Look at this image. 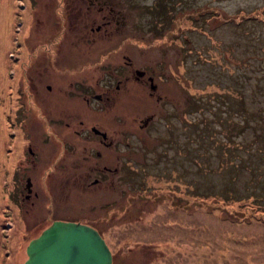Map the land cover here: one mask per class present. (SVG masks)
<instances>
[{"label":"rangeland","instance_id":"374dc122","mask_svg":"<svg viewBox=\"0 0 264 264\" xmlns=\"http://www.w3.org/2000/svg\"><path fill=\"white\" fill-rule=\"evenodd\" d=\"M153 3L127 0L126 16H113L127 27L105 38L95 33L92 45L85 43L93 46L91 56L98 60L94 46L116 45L113 42L119 35L126 34L124 50L85 70H81V62L62 65L74 73L72 77L88 76L102 83L107 73L119 70L116 63L124 60L125 53L134 61L132 66L147 65L153 69L148 72L165 77V82L153 90L152 98L147 93L142 100L132 97V108L122 109L115 98L108 108L111 119L108 111L102 114L79 105L80 118L106 119L117 130L112 134L118 140L111 155L104 154L106 159L111 157V171L100 183L89 185L79 175L83 169H78L85 167L82 156L92 151L90 161L97 162L98 157L87 140L75 133V142L66 141L64 148L78 151L74 155L78 166L75 160L76 167L70 168L80 183L73 175L60 177L63 184L54 181L56 176L47 178L41 96L29 85L30 65L41 60L44 42L55 33L50 25L57 23L58 17L46 15L43 4L35 0H0V264H23L27 243L54 217L94 226L112 251V264H264L263 221L239 217L237 212H228L203 197L191 198L192 192H258L260 185L253 176L264 166V151L263 155L259 152L264 126L254 125L257 116L251 113L245 115L243 128L215 122L211 126L217 141L210 143L205 132L183 125L189 94L198 92L195 86H204L199 92L212 95L217 86L209 81L214 80L242 91L249 110L259 109L264 116V26L239 16L243 9L252 15L250 12L264 5V0H167L165 10L171 8L175 16L172 20L169 15L165 24L160 19L163 14L149 12L148 8H155ZM259 10L264 14V7ZM236 18L243 19L236 22ZM67 33L64 45L77 39L84 44L83 32L80 37L72 30ZM95 89L100 92L104 88L95 83ZM72 98L83 102L78 95ZM90 100L91 105L98 104ZM235 110L232 116L245 120L243 113ZM204 111L211 115L208 107ZM150 114L153 122L125 137L129 143L120 139L124 123L130 125ZM31 123L38 125L30 143ZM226 133L243 144L237 149L238 156L229 153L234 163L242 159L243 165L220 172L224 154L217 142L224 140ZM78 137L80 140L75 139ZM27 178L37 190L34 197L22 196ZM172 181L180 186L175 184L176 191L169 184ZM183 187L187 196L180 192Z\"/></svg>","mask_w":264,"mask_h":264},{"label":"flooded vegetation","instance_id":"af4514ba","mask_svg":"<svg viewBox=\"0 0 264 264\" xmlns=\"http://www.w3.org/2000/svg\"><path fill=\"white\" fill-rule=\"evenodd\" d=\"M35 1L38 4H43L46 15L52 13L54 16L58 17L57 23L50 25L52 29H55V33L53 32L50 40L48 39L44 42L43 55L41 60H39L41 66L38 65L39 61L35 64L31 63L30 69H32V74L29 75L30 87L41 96V109L44 118L42 129L44 133L46 159L48 162L46 176L47 178L56 176L54 181L63 184L64 181H62L60 177L64 175H73V180H77V182L80 183V180L77 179L73 173L74 170L70 168V166L76 167L73 163L75 160H77L78 166L79 160L74 158V155H76L78 151H67L64 148V143L66 141L75 142L74 136H72L73 133H75L79 137L82 135V138L87 140V144L94 150L93 154L98 157L97 162H91L90 155L92 151L83 155L82 163L85 167L78 169L79 171L83 169V172H79V175H83L85 180L89 182L87 183L89 185L91 183H100L103 176H105L108 171H111V167L108 165V161L111 157H107L108 159H106L104 154L107 156L111 155L112 146L118 140L116 137L113 139V135L117 130L113 129L112 125H108L106 119L88 121L80 118L79 105L89 110L96 109L102 114L108 111V117L111 119V112L108 108L111 109V103L114 102L115 98V101L120 102L122 105V109L132 108L129 103L132 101V97L137 96L142 100V97L147 93V95L152 98L150 95L154 93L153 90L157 88L161 82H165V77H162L161 74L158 73L153 74L150 71L148 72L147 69L151 67L147 65L142 67L136 65L132 66L134 61L131 60L129 55L126 56L125 53H122L124 60L116 63V65L120 66L119 70L112 75L107 73L102 79V83L98 80L93 82L88 76H80L78 78L72 77L74 73H70L68 70L65 71L62 66L64 63L76 65L81 62L83 65H80V68L81 70H85L94 65L96 61H102L111 54L124 50L125 47H127V45H125L127 44V35L120 34L119 39L113 42L116 45L105 44L101 47L94 46L96 57H98V60H95V57L93 55L91 56L92 52L90 51L93 46H85L86 44L92 45L96 37L95 33L100 32V37L105 38L109 37L111 33H119L127 27V23L122 24L123 20L120 21L119 18L113 17L118 15L126 16L125 10L127 9H125L124 6L127 4V0ZM157 1L158 0H154V3ZM97 16H100V20L96 19ZM70 30L79 33L76 35L78 37L81 35L80 32H83L84 44L77 39L71 41L70 45H64L62 42L68 35L67 31ZM84 31L90 34H86ZM112 46H115V49H113ZM77 52L82 53V55H76ZM81 70L78 69L77 71L80 72ZM151 70L153 69L151 68ZM39 81H43L42 85L37 84ZM95 83L101 85L104 88L103 91H96ZM41 87L42 89H40ZM75 95L80 96L83 102L80 103L73 99L72 97ZM90 98H92V101L97 100L98 104L91 105ZM141 117L138 118L139 121H133L134 123L130 125L124 123L126 125L124 129L121 130L124 132L120 139H125V143H129V140L125 137L129 138L132 134L138 133L140 130L144 129L148 123L151 124L153 122L151 114L147 119ZM149 118L151 120H149ZM37 125L38 123H31L30 143L34 142V138L36 137L35 129ZM32 135H34V137H32ZM79 137L75 139L80 140ZM56 141L60 145L56 144ZM30 143L28 147L31 149ZM94 174L98 176L91 177ZM28 180L27 185L26 182L23 184L21 191L22 196L27 197L33 194L34 197L37 195V190L33 188L30 178H28ZM50 187L55 186L50 183ZM55 190H57L56 187L54 191ZM55 219L69 220L54 217L51 219V222Z\"/></svg>","mask_w":264,"mask_h":264},{"label":"trees","instance_id":"16d2710c","mask_svg":"<svg viewBox=\"0 0 264 264\" xmlns=\"http://www.w3.org/2000/svg\"><path fill=\"white\" fill-rule=\"evenodd\" d=\"M177 1L179 2L181 0H177ZM166 2L167 0H160V1H157L156 3H153L154 5L156 4L155 5L156 9L151 8V7L148 8L149 12L152 14L153 13L158 14V15L163 14L160 17V19L164 24L166 23V19L170 18L169 15H171L170 19L172 20H174L173 16H175V13L172 12L171 8H169L168 11L165 10L168 7L166 5ZM259 7H264V5H261ZM259 7L255 9L254 11L250 12L252 15H246L247 12L244 9L240 10L239 16L240 17L242 16L245 19L250 18L254 20L256 23L258 24L260 23L261 25L264 26V14L259 10ZM258 12L260 14H258ZM242 19L238 20V18H236L235 20L236 22H240L242 21ZM192 21L194 23V20ZM189 22L191 23V21ZM196 28L201 29L202 27H196ZM158 30L160 29H157L156 31ZM238 59L240 60L239 62L241 63L246 62L240 58ZM209 83L215 84L217 86V88L213 91L214 93L212 95L208 96V91L204 93L199 92L200 89L205 88L204 86L202 87L195 86L198 92L189 94V97L187 98V107L184 110L185 116L183 119L186 121L185 123L183 122L184 126H187L190 129H197V130H200L201 132H205V134L209 136V138L211 139V140H208V142L210 143L212 141L213 143L217 141L216 137L212 135L215 132V128L214 126H211L212 123H215V122L220 123L221 125H223V123H231L235 125V128H237L238 126L243 128L244 124L247 123L245 115L246 114L249 115L251 113L254 115L256 114L257 116V118H255V122L257 123L256 124L254 123V125H257V126L260 125L261 127L264 126L263 113L261 114L259 109H256V111L249 110L244 100V94L242 91L235 88L232 84H228V83L222 84L221 82L215 81V80L209 81ZM206 94H207V97L204 96ZM235 104H237L236 107H235ZM205 107H208L209 111L211 112L210 116L204 111ZM235 109H237V112L239 114L243 113V116H245V120L240 121L238 119H235L232 116L233 113L236 112ZM220 110H222L221 113L219 112ZM188 111L191 112L190 113L191 115H188ZM262 132H264V128H262ZM260 136H261L260 140L263 142V145L259 147L260 148V150L258 149L259 152H261V150L264 151V137L262 133ZM217 145L219 146V148L221 146L223 147V151L219 149L218 152L220 153L222 151L224 154L221 157L220 162H219L220 172H223L224 168L231 169L233 166H236L234 169H232V170H235V169H239L240 165H243L242 159L238 161L239 163H236V161L234 163L233 156L238 154L237 149L242 148L243 144L240 142V140L238 141L235 140L232 137L231 133H226V138H224V140L218 141ZM229 153H232L233 156L230 157ZM260 154L263 155L262 152ZM263 159H264V156H263ZM172 160L175 161V159H172ZM256 169L257 167H255V170ZM257 170L258 172L253 176V178H256V185L258 187L260 185V188H259L260 190L258 189L259 190L258 192L249 191L248 194L247 193L239 194L231 190H226V192L224 193L206 192L204 194H201L198 192L197 193L192 192L191 198L192 197L194 198L203 197L205 198V200H209L210 202H214L215 204L220 205V206L222 205L224 208H227L228 212L229 210L230 212H237L236 215L239 217L246 216L247 218H250V219L254 218V219H258L264 222V166L258 167ZM234 177H237V176L234 175ZM172 182L173 183L169 182V184L173 190L175 189V186L178 184H176L175 181H172ZM185 187L180 188V192L182 193V195L186 194ZM173 191H176V190H173Z\"/></svg>","mask_w":264,"mask_h":264},{"label":"water","instance_id":"95a60500","mask_svg":"<svg viewBox=\"0 0 264 264\" xmlns=\"http://www.w3.org/2000/svg\"><path fill=\"white\" fill-rule=\"evenodd\" d=\"M28 178L26 185L28 184ZM23 264H111L112 253L92 225L55 219L32 237Z\"/></svg>","mask_w":264,"mask_h":264}]
</instances>
